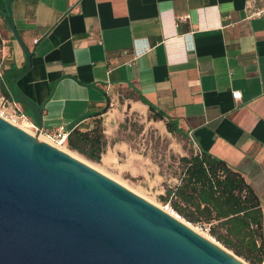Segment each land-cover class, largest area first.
I'll return each instance as SVG.
<instances>
[{"label": "crops", "instance_id": "0c3cea01", "mask_svg": "<svg viewBox=\"0 0 264 264\" xmlns=\"http://www.w3.org/2000/svg\"><path fill=\"white\" fill-rule=\"evenodd\" d=\"M247 1L0 0L1 84L45 129L101 119V161L120 170L130 167L120 118L146 99L245 177L264 235V18L247 19Z\"/></svg>", "mask_w": 264, "mask_h": 264}, {"label": "water", "instance_id": "95a60500", "mask_svg": "<svg viewBox=\"0 0 264 264\" xmlns=\"http://www.w3.org/2000/svg\"><path fill=\"white\" fill-rule=\"evenodd\" d=\"M0 264L249 263L0 115Z\"/></svg>", "mask_w": 264, "mask_h": 264}, {"label": "trees", "instance_id": "16d2710c", "mask_svg": "<svg viewBox=\"0 0 264 264\" xmlns=\"http://www.w3.org/2000/svg\"><path fill=\"white\" fill-rule=\"evenodd\" d=\"M2 6L6 11L4 4ZM15 77H8L6 84L10 86ZM2 79L0 77L1 83ZM7 94L26 106L15 89L8 90ZM144 101L159 119L166 118L154 104ZM167 126L171 132L181 131L175 119L169 118ZM106 144L101 119L90 131L72 129L67 142L71 149L96 161L101 160ZM182 161L178 182L160 198L171 211L205 227L216 240L240 257L252 264H264L262 208L258 195L245 177L206 150L184 156Z\"/></svg>", "mask_w": 264, "mask_h": 264}, {"label": "rangeland", "instance_id": "374dc122", "mask_svg": "<svg viewBox=\"0 0 264 264\" xmlns=\"http://www.w3.org/2000/svg\"><path fill=\"white\" fill-rule=\"evenodd\" d=\"M3 97L9 98V95L0 82V115L16 125H21L23 122L14 116L13 108L3 100ZM121 100L123 103L122 97ZM124 113L120 118L115 139L128 145V158L125 161L130 166L128 169L106 167L101 160L96 161L67 145L58 147L120 182L151 203L185 220L203 235L215 239L205 227L193 224L171 211L160 198L161 194L166 193L178 182L183 165L182 157L198 151L190 136L183 131L171 132L167 126L168 118L159 119L149 108L146 111H139L129 106Z\"/></svg>", "mask_w": 264, "mask_h": 264}, {"label": "built area", "instance_id": "2783aa9c", "mask_svg": "<svg viewBox=\"0 0 264 264\" xmlns=\"http://www.w3.org/2000/svg\"><path fill=\"white\" fill-rule=\"evenodd\" d=\"M246 12L247 19L264 18V0H248L246 3ZM184 18L185 17H182L181 19ZM1 76L2 73H0V77ZM233 96L237 101L241 100L242 92L240 90H234ZM3 100L11 105L14 116L17 119L22 122L27 121L30 124L29 128H31L35 134L44 135L56 143L67 145L70 131L64 125H59L53 129H45L44 127H40L28 117L18 101L10 97H3Z\"/></svg>", "mask_w": 264, "mask_h": 264}, {"label": "bare ground", "instance_id": "6f19581e", "mask_svg": "<svg viewBox=\"0 0 264 264\" xmlns=\"http://www.w3.org/2000/svg\"><path fill=\"white\" fill-rule=\"evenodd\" d=\"M18 126L24 128V129L27 130V131L30 130V129H29L30 124H29L27 121L23 122L21 125L18 124ZM30 131H31V132H30ZM30 131H29L30 133H32V134H34V135H38V134H35L32 130H30ZM38 136H39V138H40L41 140L47 141V142H49V143H51V144H53V145H55V146H57V147H58V146H65V145H63V144L56 143V142L50 140L49 138H47V137H45V136H43V135H38ZM194 229H195V228H194Z\"/></svg>", "mask_w": 264, "mask_h": 264}]
</instances>
